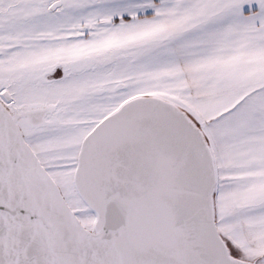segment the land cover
Here are the masks:
<instances>
[{
	"label": "snow or ice",
	"instance_id": "obj_1",
	"mask_svg": "<svg viewBox=\"0 0 264 264\" xmlns=\"http://www.w3.org/2000/svg\"><path fill=\"white\" fill-rule=\"evenodd\" d=\"M0 264H264V0H0Z\"/></svg>",
	"mask_w": 264,
	"mask_h": 264
}]
</instances>
